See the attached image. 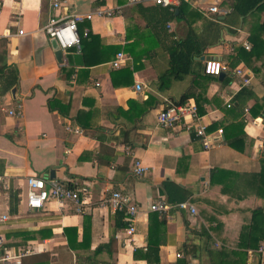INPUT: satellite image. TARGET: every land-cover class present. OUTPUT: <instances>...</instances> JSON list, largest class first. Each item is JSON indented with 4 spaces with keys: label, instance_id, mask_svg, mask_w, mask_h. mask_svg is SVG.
<instances>
[{
    "label": "crops",
    "instance_id": "0c3cea01",
    "mask_svg": "<svg viewBox=\"0 0 264 264\" xmlns=\"http://www.w3.org/2000/svg\"><path fill=\"white\" fill-rule=\"evenodd\" d=\"M232 1L185 0L174 9L175 15L178 10L181 13L172 17L173 10L149 1L137 3L139 7L126 4V0H65L56 10L59 17L77 12L93 15L77 23L79 36L89 32L87 41L62 52L59 62L51 38L43 30L48 1L0 0V51H5L3 62L9 71L0 74V214L8 215L0 223V234L5 237L2 248L29 249L22 264H75L77 254L92 255L108 264H146L142 257L133 256L134 250L136 254L146 250L149 214L157 212L149 206L163 197L169 203L186 201L196 213L176 208L157 212L162 218L155 232L161 241L160 264H173L182 257L183 243L199 247L187 256L188 264H211L207 247L229 253L245 251V264H264L257 251L263 240L255 249L239 245L241 236L249 232L246 228L252 210H264V197L258 193L261 182L254 176L264 157V50L250 59L254 68H249V86L258 101L248 99L239 119L224 108L241 87L233 68L229 67L231 80L227 84L221 83L225 73L196 87L204 98L197 122L218 137L209 148H203L191 126L195 122L188 117L171 127L157 121L165 101L178 99L194 81L193 74L159 81L167 70L171 45L190 27L200 29L205 20L222 26L218 39L194 65L195 71L202 69L207 58L220 59L229 66L235 46L244 39L252 45L250 19L242 22L240 17L236 24L234 18L233 24L227 20ZM211 5L219 12H209ZM106 7L116 10L112 17L94 12ZM263 17L261 12L253 24H260ZM226 26H238L237 33L230 34ZM260 38L264 39V32ZM114 46L130 58L125 66L111 67L116 53L112 55L104 47ZM240 64L248 68L244 61L235 66ZM13 77L16 81L11 85ZM137 82L142 84L140 91L135 89ZM51 97L69 102L65 114L48 108ZM255 104L262 106H254L257 113L252 115L248 109ZM77 113L82 114V123L76 120ZM225 125L226 130L218 133ZM75 127L81 133H75ZM224 132L229 137L239 133L242 149L229 145ZM136 158L146 167L140 176L132 172ZM51 169L54 179L88 189L90 201L82 212L55 199L46 200L39 209L27 206L26 178L51 179ZM117 190L126 193L138 208L131 234L126 233L128 223L114 226L115 211L105 202ZM64 228L72 230L68 232L75 248L67 245ZM201 228L209 235L206 245L198 233ZM111 236L110 251L101 248L94 253L96 246ZM236 257L216 264H232Z\"/></svg>",
    "mask_w": 264,
    "mask_h": 264
},
{
    "label": "trees",
    "instance_id": "16d2710c",
    "mask_svg": "<svg viewBox=\"0 0 264 264\" xmlns=\"http://www.w3.org/2000/svg\"><path fill=\"white\" fill-rule=\"evenodd\" d=\"M125 0H117L118 3L124 2ZM139 7L140 5L137 4ZM159 6V5H158ZM229 11L227 12V20L231 19L229 21L230 24H233L232 18L236 20V23H239V18L242 17V22H245L248 18L250 19V34H249V40L251 41L252 45L249 49H245L241 45L235 46L236 52L234 54H231L229 57V67L234 68V66L239 63L240 61H244V63L248 66V68H254V66L251 64V56L257 55L261 51L264 50V39L260 38V33L264 32V17L260 24L254 25L261 12H264V0H233L231 5H228ZM181 13L180 10H178V14L175 15V10L171 11L170 15L178 16ZM255 21V22H254ZM202 28L200 29H194L190 27L189 32L187 34L176 40L173 45H171L169 50V57H168V67L165 72L160 74L159 81L169 80V79H180L183 78L185 75L193 74L194 81L186 91H184L178 99H174L171 102H174L175 104H181L186 102L188 99L193 98V102L197 106V111L201 115L203 112V108L201 107V101H204V98L200 95V90L196 91V87H201L203 84H206L207 82L211 80L218 79V76H213L211 74L204 73L203 67L200 70L195 71L194 65L198 62H200L199 58L205 54V49L209 44L214 43L215 40L218 39L220 30L222 28L221 25L218 24L216 21L211 20H205L202 22ZM228 23V24H229ZM254 25V26H252ZM238 27V26H237ZM237 27H230L226 26L225 28L228 30L230 34H236L237 33ZM158 35V34H157ZM90 36L89 32L86 36H79V46L84 44L85 41H87V38ZM210 36V37H209ZM262 37V36H261ZM107 51H110L111 54H115L117 51H119L118 46L114 47H104ZM261 50V51H260ZM260 51V52H258ZM258 52V53H257ZM5 51H0V74L5 73L4 70L7 71V68L3 62V56ZM226 73L225 77L221 80L222 84H227L231 80V69ZM63 71V70H61ZM9 72V71H7ZM64 72L69 73V70H64ZM127 72L130 73V71L127 69ZM9 77V76H7ZM264 81V79H261ZM15 77H13V80L11 82V85L15 83ZM254 98L256 101H258V98L255 96L254 92L252 91L250 86H241L239 90L234 93L229 101L226 103L227 105L224 107L226 113L233 114L237 119L242 117L244 113V106L245 102L250 99ZM263 101V113H264V94L261 97ZM69 102H64L63 100H59L55 97H51L47 100V106L50 110L52 109H58V111L61 114H65L66 110L69 106ZM261 108L262 104H255L251 106L248 110L251 111L252 115H255L257 113L256 110L253 108ZM264 115V114H263ZM82 117L81 113H77L76 120L79 123L80 118ZM243 119V118H241ZM238 124V123H237ZM83 125V124H82ZM214 125V124H213ZM213 125L209 129L213 128ZM84 126V125H83ZM208 129V128H207ZM222 131L226 130V125L221 128ZM232 136V135H230ZM224 140L227 141L229 145L232 147L241 150L242 149V136L239 135V133L233 134V137H229V135H226V132L223 134ZM261 168L259 172L254 174V176L257 178L258 181L261 182V186L259 187L258 193L260 196L264 197V157L260 160ZM212 173H215V170L212 171ZM213 179H215V175L212 176ZM67 183V182H66ZM70 186H74L71 183ZM264 217V210L261 208H255L252 210V216L251 221L248 224V227L246 228L249 232L241 236V242L240 247L243 248H257L258 243L263 240L264 241V221H262V218ZM161 223L162 224V218L158 216L157 212H151L149 214V227H148V236H147V245L146 250L142 254H136V250H134V257L137 258L138 256L142 257L146 261V264H160L159 262V256H158V248L159 243L161 242L158 238V234H155L157 225ZM115 227H125L127 226V220L124 211L118 210L115 211ZM259 230V231H258ZM68 231L70 228H64L67 245L71 248L76 247V243L72 242V235L69 234ZM199 235L205 240L204 244H207V239H209L208 233L205 231L204 228H201L199 230ZM112 240V236L110 239L103 243L102 245L96 246L94 253H97L101 250V248H106L107 251H110V243ZM255 240V242H253ZM84 240H81V242ZM180 249L183 250L184 255L182 257H178L173 264H188L187 256L195 254L196 251H198L199 247L196 245H187L183 243L180 246ZM207 253L210 257L211 264L221 263L223 259L230 258L231 256L237 255V259L233 261L232 264H237L238 260L239 264H245V251H235L232 253L225 252L223 249L219 250H213L209 249L207 247ZM75 264H108L104 262H99L94 259L92 255H76V262ZM116 264V263H111Z\"/></svg>",
    "mask_w": 264,
    "mask_h": 264
},
{
    "label": "built area",
    "instance_id": "2783aa9c",
    "mask_svg": "<svg viewBox=\"0 0 264 264\" xmlns=\"http://www.w3.org/2000/svg\"><path fill=\"white\" fill-rule=\"evenodd\" d=\"M49 7V14L46 23L43 27L44 32L49 38H54L58 47L62 52H65L72 46L79 45V34L77 30V23L84 18L90 19L93 13H73L66 18H61L57 14L56 10L62 5L65 0H47ZM151 2L154 5L166 7L170 10H174L181 2L185 0H126V4H137ZM209 12H219L216 5H211L207 8ZM96 14L106 17H112L116 10L112 7H106L103 9H97L94 11ZM18 33H23L22 29H18ZM87 30L83 32L86 36ZM241 46L245 49H249L251 44L248 40L241 41ZM130 58L123 52H116L114 58L110 61L111 67L119 68L125 66ZM230 68L227 63L216 58H207L204 60V73L218 76L222 72L229 71ZM232 74L238 79L240 86H249L252 79V72L245 65L240 64L233 68ZM135 89L140 91L142 84L140 82L135 83ZM165 105L161 108L157 115V121L161 126L171 127L175 126L181 120L188 117L194 133L200 137L203 148H209L213 142L217 140V133H210L207 131V126L201 122H197L201 118L197 111V106L194 102L187 100L181 104H175L171 101H165ZM10 114H14L13 110L9 111ZM258 121H262L261 118ZM75 133H81V129L75 127L73 129ZM218 133H222V129H217ZM146 167L143 166L141 160L136 158L133 162L132 172L134 175L140 176ZM0 180L2 178L0 177ZM48 199H55L57 203L63 204L69 202L73 205L75 211L82 212L86 203H89L90 196L89 191L85 186H70L66 182H60L56 179H43L34 175L26 178V204L29 208L39 209L43 206L44 202ZM109 207L113 211H124L128 228L127 234H131L134 230V221L136 219L138 208L136 203L126 194L121 191H112L110 196L105 200ZM150 210L161 213H166L170 208L187 209L192 214H195V208L186 201L169 203L165 198L159 197L149 206ZM8 219V215L0 214V223L5 222ZM5 242L4 235L0 234V264H22V257L29 252V249H22L19 251H12L11 249L2 248ZM260 257L264 259V242H262L257 248Z\"/></svg>",
    "mask_w": 264,
    "mask_h": 264
},
{
    "label": "water",
    "instance_id": "95a60500",
    "mask_svg": "<svg viewBox=\"0 0 264 264\" xmlns=\"http://www.w3.org/2000/svg\"><path fill=\"white\" fill-rule=\"evenodd\" d=\"M223 18V17H222ZM50 41H51V44H52V47H53V50H54V54H55V57H56V59H57V61H61V59H62V51L60 50V48L58 47V45H57V43H56V41H55V39L54 38H51L50 39ZM202 59H203V57H201ZM225 75V73H221L220 75H219V78H221V77H223ZM15 87H13L12 89H11V93L12 94H14V92H15ZM54 171H53V169H51L50 171H49V177L51 178V179H54Z\"/></svg>",
    "mask_w": 264,
    "mask_h": 264
},
{
    "label": "rangeland",
    "instance_id": "374dc122",
    "mask_svg": "<svg viewBox=\"0 0 264 264\" xmlns=\"http://www.w3.org/2000/svg\"><path fill=\"white\" fill-rule=\"evenodd\" d=\"M153 98H154V96L153 97L152 96L150 97L151 100H153Z\"/></svg>",
    "mask_w": 264,
    "mask_h": 264
}]
</instances>
